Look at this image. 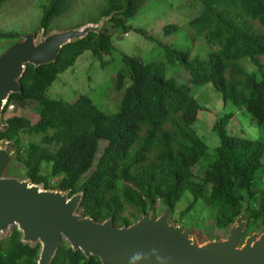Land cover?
Wrapping results in <instances>:
<instances>
[{
  "label": "trees",
  "instance_id": "trees-1",
  "mask_svg": "<svg viewBox=\"0 0 264 264\" xmlns=\"http://www.w3.org/2000/svg\"><path fill=\"white\" fill-rule=\"evenodd\" d=\"M8 1L0 0V8ZM74 1L44 0L34 32L55 30L53 21L69 11ZM96 1L102 6L86 23L112 14L101 32L64 46L54 63L37 68L27 65L20 79L22 92L10 95L3 116L10 104L30 102L38 120L31 123L23 116L2 117L6 128L0 131V141H8L15 152L7 174L30 179L43 189L67 191L70 196L83 192L78 213L96 222L111 218L117 227L167 206L171 207V221L186 227L188 214L200 199L213 210L214 232L223 233L234 222L246 199L247 232L264 227V143L229 135L226 125L233 113L224 114L213 125L219 140L214 157L200 166L201 171L196 170L208 157V147L193 127L202 108L189 85L165 74L169 66H181L191 85L212 84L224 105L242 109L263 126L264 0H191L197 13L183 28L189 29L187 35L194 40L201 37L207 45L217 47L204 55H192L181 46L160 45L164 60L144 62L121 52L114 88L123 90V95L112 114L100 110L87 95H79L72 103L48 95L58 75L85 51L97 58L112 55L107 25L114 31L127 30L126 19L149 0ZM180 30L178 24L162 29L164 36ZM136 31L145 34L144 29ZM20 37L15 31L0 32V40L15 43ZM242 58L256 70L246 71L238 63ZM100 141L106 146L99 154ZM185 194L192 201L178 210ZM192 227L191 232L197 231ZM205 230L209 228L205 226ZM39 252V244L21 241L16 227L0 239V264H37ZM50 264L101 263L97 257L87 259L81 251L74 252L62 239Z\"/></svg>",
  "mask_w": 264,
  "mask_h": 264
},
{
  "label": "water",
  "instance_id": "water-1",
  "mask_svg": "<svg viewBox=\"0 0 264 264\" xmlns=\"http://www.w3.org/2000/svg\"><path fill=\"white\" fill-rule=\"evenodd\" d=\"M112 16V15H111ZM99 25L23 35L0 54V131L10 95L20 94V79L27 65L37 68L54 63L64 46L98 33ZM15 152L0 141V236L14 227L21 241L40 245L37 264H50L61 240L85 258L101 264H264V227L247 232L248 199L241 213L225 228L224 240L200 243L191 229L174 223L171 207L141 215L128 226L117 227L109 218L96 222L78 213L83 192L43 189L30 179L9 176ZM9 233V234H10ZM1 239V238H0Z\"/></svg>",
  "mask_w": 264,
  "mask_h": 264
},
{
  "label": "rangeland",
  "instance_id": "rangeland-1",
  "mask_svg": "<svg viewBox=\"0 0 264 264\" xmlns=\"http://www.w3.org/2000/svg\"><path fill=\"white\" fill-rule=\"evenodd\" d=\"M43 1L9 0L3 4L0 8V32L15 31L23 36L35 31L42 15L40 4ZM100 6L102 5L96 0H76L69 11L53 21L55 30L52 31H63L74 28L77 24L92 21L97 16V10ZM196 13L197 11L191 5V0H149L138 10L136 15L126 19L127 30L123 31L119 28L114 31L111 24L107 25L114 47L112 55L97 58L89 51H85L72 67L58 75L48 95L70 103L74 102L79 95H87L106 114L116 112L123 95V90L117 92L114 88L117 72L121 68L119 57L121 52L135 56L144 62H151L164 60L160 45L189 48L192 55H204L217 49L214 45H207L201 37L194 40V37L187 35L189 29L183 27ZM167 24H178L181 30L174 36H164L162 29ZM86 25L97 26L95 24H85L84 26ZM136 29H144L145 34L137 32ZM41 33L42 31L36 35L40 36ZM147 36L150 37L151 41L147 39ZM12 44L10 40H0V54ZM261 61L264 63V57L261 58ZM102 62L105 64L103 65ZM238 63L248 72L256 70L246 58L240 59ZM165 74L166 77L175 78L179 84L189 85L192 95L202 108L193 127L206 143L208 157L197 164L196 170L198 168L200 170L201 165L212 161L215 149L219 144L213 125L224 114L233 113L226 125V131L229 135L259 140L264 143V125H258L242 109L235 108L231 104L224 105L220 93L215 90L212 84L191 85L187 72L178 65L169 66ZM11 105L13 108L7 110L4 118L16 115L29 119L31 123L38 120V116L31 109L32 103L26 102L22 105L13 103ZM105 146L106 142L100 141L99 154ZM210 188L209 185L206 187L207 194L210 192ZM191 201V195H183L177 204L178 210L184 209ZM212 214L213 210L206 205L204 199H200L185 221L187 223L186 228L191 229L194 226L192 227L193 230H197L193 231L192 235L194 234L200 243L209 240H224L226 236L225 231L223 233L213 231ZM170 220H172V215ZM204 225L209 228L208 231L205 230ZM9 233L10 230L4 232L0 238L7 237Z\"/></svg>",
  "mask_w": 264,
  "mask_h": 264
},
{
  "label": "clouds",
  "instance_id": "clouds-1",
  "mask_svg": "<svg viewBox=\"0 0 264 264\" xmlns=\"http://www.w3.org/2000/svg\"><path fill=\"white\" fill-rule=\"evenodd\" d=\"M76 1V0H75ZM75 1L71 4V6L75 3ZM71 6H70V8H71ZM70 8H69V10H70ZM112 15V14H111ZM110 15V16H111ZM109 16V17H110ZM112 17V16H111ZM103 18H105V17H102L101 19H103ZM100 19V20H101ZM100 20L98 21V22H96V23H85V24H95V25H97L99 22H100ZM108 21V20H107ZM107 21H105L104 23H103V25H102V27H101V29L99 30V32L98 33H94V34H99L100 32H101V30L103 29V27H104V24L107 22ZM85 24H83V25H81V26H79V27H82V26H84ZM74 28H77V27H74ZM71 29V28H70ZM60 31H62V30H60ZM32 32H34V31H32ZM43 32V31H42ZM52 32V31H51ZM36 33V32H35ZM44 33V32H43ZM50 33V32H49ZM48 33V34H49ZM37 34V33H36ZM112 40V39H111ZM112 45H113V43H112ZM11 105V104H10ZM8 108H9V106H8ZM8 110V109H7ZM182 224V223H181ZM183 225V224H182ZM184 226V225H183ZM185 227V226H184ZM192 233V232H191Z\"/></svg>",
  "mask_w": 264,
  "mask_h": 264
},
{
  "label": "built area",
  "instance_id": "built-area-1",
  "mask_svg": "<svg viewBox=\"0 0 264 264\" xmlns=\"http://www.w3.org/2000/svg\"><path fill=\"white\" fill-rule=\"evenodd\" d=\"M12 108H13V105H9V108H8V109L10 110V109H12Z\"/></svg>",
  "mask_w": 264,
  "mask_h": 264
}]
</instances>
